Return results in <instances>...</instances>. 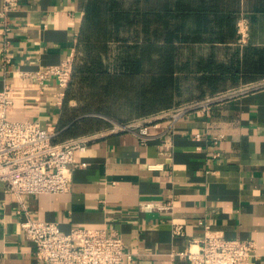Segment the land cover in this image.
I'll use <instances>...</instances> for the list:
<instances>
[{"label":"crops","instance_id":"obj_1","mask_svg":"<svg viewBox=\"0 0 264 264\" xmlns=\"http://www.w3.org/2000/svg\"><path fill=\"white\" fill-rule=\"evenodd\" d=\"M85 4L18 0L11 61L2 67L0 60V90L8 83L12 101L7 119L36 122L56 132L57 141L78 119L71 114L76 101L63 104L65 90L51 79L39 86L21 74L77 59ZM236 10L229 26H204L199 41L181 44L173 103L143 118L249 89L212 105L209 116L184 114L173 124L168 148L162 145L164 120L149 127L145 144L132 132L108 126L86 134L93 139L85 152L74 154L68 191L24 196L33 220L56 222L63 233L87 228L117 235L130 255L123 264H186L175 253L200 240L204 227L226 239L253 242L250 264H264V0H239ZM187 28L193 32L192 19ZM221 32L230 35L222 39ZM195 134L201 137L195 140ZM143 204L170 209L144 211ZM16 210L15 197L0 182V264H41ZM175 225L182 226L180 235L173 234Z\"/></svg>","mask_w":264,"mask_h":264},{"label":"built area","instance_id":"obj_2","mask_svg":"<svg viewBox=\"0 0 264 264\" xmlns=\"http://www.w3.org/2000/svg\"><path fill=\"white\" fill-rule=\"evenodd\" d=\"M17 8L18 0H2L0 8L2 67L11 61L9 35L14 23L12 14ZM74 56L56 65L45 66L21 75L39 86L51 79L57 87L65 90L71 81ZM9 88V84L5 82L0 90V182L4 184L5 191L15 197L16 214L22 218L20 226L23 237L34 245L35 258L41 264H123L125 259L129 260L130 255L117 235L107 236L102 230L87 228H72L69 232L63 233L56 222L37 221L30 217L24 204V196L67 192L70 166L75 160L74 154L85 152L93 136L85 134L53 141L57 133L42 128L36 122L8 120L6 111L12 103L7 95ZM248 89L249 86H244L237 90H229L158 112L149 118L117 124L111 131L132 132L139 143L145 144L150 138L149 127H156L158 121L164 120L166 124L162 145L168 148L171 146L169 136L173 124L184 114L196 111L203 116H209L212 105ZM192 137L198 140L201 136L195 134ZM216 141L217 138L212 139L213 143ZM140 209L167 210L170 206L143 204ZM181 229V225H175L173 234L180 235ZM254 251L253 242L226 239L204 227V234L200 240L190 242L185 250L176 252L175 255L186 264H250L251 259L255 257Z\"/></svg>","mask_w":264,"mask_h":264},{"label":"trees","instance_id":"obj_3","mask_svg":"<svg viewBox=\"0 0 264 264\" xmlns=\"http://www.w3.org/2000/svg\"><path fill=\"white\" fill-rule=\"evenodd\" d=\"M238 3L86 0L78 32L79 56L63 100V104L76 101L71 114L78 119L59 133L61 140L107 127L100 116L123 124L169 107L174 100L181 44L199 41L204 26H229ZM256 6L259 10L260 3ZM189 19L194 23L193 32L187 28ZM220 35L224 39L230 34ZM113 44L116 54L109 64Z\"/></svg>","mask_w":264,"mask_h":264},{"label":"rangeland","instance_id":"obj_4","mask_svg":"<svg viewBox=\"0 0 264 264\" xmlns=\"http://www.w3.org/2000/svg\"><path fill=\"white\" fill-rule=\"evenodd\" d=\"M112 51H111V55H110V59H109V64H111L112 63V60H113V57L115 56V54H116V49L115 48H112L111 49ZM203 99V98H202ZM199 100H201V99H199ZM198 99L197 100H193V101H191V102H195V101H199ZM186 103V102H185ZM188 103V102H187ZM101 118H103L107 123H108V127H109V129H111V128H113L114 126H116L117 124H121V123H119V121H116V120H113V119H110V118H107V117H104V116H100ZM131 120H128V121H125V122H123V124H125V123H128V122H130Z\"/></svg>","mask_w":264,"mask_h":264}]
</instances>
